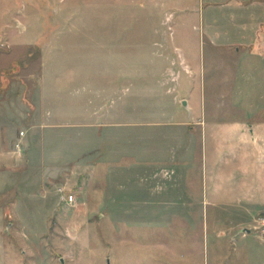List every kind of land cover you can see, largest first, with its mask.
<instances>
[{
  "label": "rangeland",
  "instance_id": "1",
  "mask_svg": "<svg viewBox=\"0 0 264 264\" xmlns=\"http://www.w3.org/2000/svg\"><path fill=\"white\" fill-rule=\"evenodd\" d=\"M215 119L264 132V0H0V264H245Z\"/></svg>",
  "mask_w": 264,
  "mask_h": 264
},
{
  "label": "crops",
  "instance_id": "2",
  "mask_svg": "<svg viewBox=\"0 0 264 264\" xmlns=\"http://www.w3.org/2000/svg\"><path fill=\"white\" fill-rule=\"evenodd\" d=\"M191 120L180 121V125L190 126ZM239 122L240 120L216 119L211 123L206 121L208 124L205 125L202 135L210 139L212 144L210 152L206 148L203 157L207 162L210 161L209 167L212 168L209 171L210 180L206 178V185L210 183L211 186V195L223 193L225 186H227V194L230 190L237 193L236 201L240 202L237 208L240 211L235 217L245 219L242 222H246V219L253 218L254 220L258 214L264 212V145L262 144L264 132L258 130L254 123H248L249 128L243 129ZM191 126L189 132L193 134L194 128ZM188 150L187 145L179 146L178 149L183 174L184 170L187 171L189 167V161L185 159ZM225 161L227 162L226 168ZM173 170L176 173L177 168ZM231 216L230 212L225 215V219L228 220L225 223V234H231L230 241L232 242L240 236L241 243L238 248H233L239 259L245 264H264V240L252 234L251 225H244L240 232L236 230V227L228 225L232 222ZM230 254L227 255L228 261H230Z\"/></svg>",
  "mask_w": 264,
  "mask_h": 264
},
{
  "label": "built area",
  "instance_id": "3",
  "mask_svg": "<svg viewBox=\"0 0 264 264\" xmlns=\"http://www.w3.org/2000/svg\"><path fill=\"white\" fill-rule=\"evenodd\" d=\"M66 199H68L69 201H73L74 195L70 193L66 195ZM252 228L257 233H261L264 238V213L257 215V217L254 219Z\"/></svg>",
  "mask_w": 264,
  "mask_h": 264
},
{
  "label": "water",
  "instance_id": "4",
  "mask_svg": "<svg viewBox=\"0 0 264 264\" xmlns=\"http://www.w3.org/2000/svg\"><path fill=\"white\" fill-rule=\"evenodd\" d=\"M182 102H183L184 104H187L185 99H183Z\"/></svg>",
  "mask_w": 264,
  "mask_h": 264
}]
</instances>
